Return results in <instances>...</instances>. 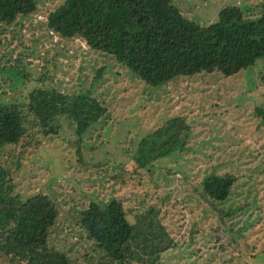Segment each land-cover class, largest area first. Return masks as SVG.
<instances>
[{"label": "rangeland", "instance_id": "rangeland-1", "mask_svg": "<svg viewBox=\"0 0 264 264\" xmlns=\"http://www.w3.org/2000/svg\"><path fill=\"white\" fill-rule=\"evenodd\" d=\"M62 2L37 0L32 13L0 20V101L21 105L26 128L17 143L0 147V165L21 198L42 191L55 202L49 244L73 264H264V120L257 113L264 107V57L230 75H177L153 85L112 54L49 30L47 13ZM173 3L201 25L226 4L250 18L264 12V0ZM37 86L90 93L107 111L80 136L61 116L57 133H44L27 106ZM177 114L190 126L186 148L139 166L141 137ZM210 172L235 174L226 199L203 194ZM111 198L124 203L131 222L158 206L172 246L152 263L110 259L77 217L90 201Z\"/></svg>", "mask_w": 264, "mask_h": 264}, {"label": "trees", "instance_id": "trees-1", "mask_svg": "<svg viewBox=\"0 0 264 264\" xmlns=\"http://www.w3.org/2000/svg\"><path fill=\"white\" fill-rule=\"evenodd\" d=\"M36 9L37 0H0V20L10 23ZM46 18L49 30L112 54L153 85L177 75L213 71L230 75L264 57V12L250 18L237 4L221 7L217 19L207 25L187 18L173 0H63ZM3 66L0 60V69ZM27 106L44 133H57L55 119L61 116L73 122L79 136L107 111L90 93L48 86L30 89ZM257 113L264 120L263 106ZM25 130L21 105L0 101V147L17 143ZM189 135L183 115L169 117L139 140L138 165L184 150ZM235 180L231 172H210L201 181L202 192L222 201ZM13 190L9 170L0 165V264H73L64 251L49 244L59 214L55 202L42 191L23 199ZM158 212V206H149L131 222L124 203L111 198L90 201L77 220L110 259L152 263L173 243Z\"/></svg>", "mask_w": 264, "mask_h": 264}, {"label": "water", "instance_id": "water-1", "mask_svg": "<svg viewBox=\"0 0 264 264\" xmlns=\"http://www.w3.org/2000/svg\"><path fill=\"white\" fill-rule=\"evenodd\" d=\"M135 109V107L134 108H131V110L133 111ZM106 133L108 132V128H106V131H105Z\"/></svg>", "mask_w": 264, "mask_h": 264}]
</instances>
